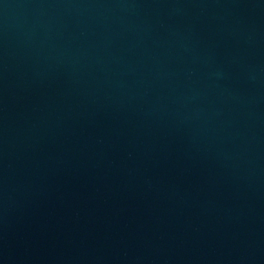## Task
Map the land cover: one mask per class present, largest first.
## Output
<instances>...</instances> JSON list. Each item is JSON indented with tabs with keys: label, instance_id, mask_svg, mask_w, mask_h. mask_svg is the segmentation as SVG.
I'll list each match as a JSON object with an SVG mask.
<instances>
[{
	"label": "water",
	"instance_id": "water-1",
	"mask_svg": "<svg viewBox=\"0 0 264 264\" xmlns=\"http://www.w3.org/2000/svg\"><path fill=\"white\" fill-rule=\"evenodd\" d=\"M0 264H264V0H0Z\"/></svg>",
	"mask_w": 264,
	"mask_h": 264
}]
</instances>
